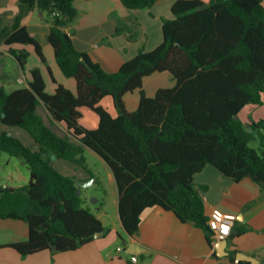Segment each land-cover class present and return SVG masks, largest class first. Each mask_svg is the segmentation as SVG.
Returning a JSON list of instances; mask_svg holds the SVG:
<instances>
[{
  "label": "trees",
  "instance_id": "1",
  "mask_svg": "<svg viewBox=\"0 0 264 264\" xmlns=\"http://www.w3.org/2000/svg\"><path fill=\"white\" fill-rule=\"evenodd\" d=\"M119 1L133 11L157 2ZM74 2L18 0L12 23L2 25L0 20V45L32 46L45 63L41 46L20 25L33 9L45 13L50 24L47 41L57 65L76 81L74 93L58 85L50 95L40 70L34 68L28 87L8 92L0 86V122L24 130L35 145L25 146L0 131V152L20 159L29 169L26 184L0 185V219L22 221L29 231L26 240L7 247L22 256L44 250L68 252L107 233L79 195L75 178L53 165V158L60 159L94 177L86 148L114 175L119 216L129 236L137 233L143 210L160 207L201 228L212 243L213 232L194 182L197 173L210 165L235 181L248 177L264 192V118H239L246 106L264 105L262 0H176L172 18L162 22L161 43L151 51L140 50L112 73L78 51L65 31L78 15ZM8 53L22 69L28 52L9 48ZM159 72H168L176 84L149 98L142 81ZM136 90L138 106L128 112L123 97ZM107 96L116 117L99 105ZM84 107L97 115V128L79 125ZM39 108L48 113L49 124ZM57 123L65 134L52 129ZM253 141L257 148L250 146Z\"/></svg>",
  "mask_w": 264,
  "mask_h": 264
},
{
  "label": "crops",
  "instance_id": "2",
  "mask_svg": "<svg viewBox=\"0 0 264 264\" xmlns=\"http://www.w3.org/2000/svg\"><path fill=\"white\" fill-rule=\"evenodd\" d=\"M175 1L157 0L151 8L133 11L125 8L119 0H88L87 4L95 3L80 12L77 8L78 0H75L74 6L79 16L66 26L65 31L78 51L86 53L104 71L116 72L124 62L132 59L140 50L148 52L161 43L162 22L172 18L171 8ZM201 1L208 3L210 0ZM262 2L264 5V0ZM97 3L95 7L94 4ZM110 7H116L120 14L113 16L109 13ZM17 12L18 0H0L2 25H10ZM82 14L86 18L81 17ZM20 25L25 27L29 35L41 46L45 63L41 61L32 46L1 44L0 64L4 67L5 62H8L7 58L10 57L14 70L18 73L15 83L9 87V92L28 87L31 80L30 71L38 68L47 94H53L58 85L74 93L76 81L65 77L57 65L53 47L47 41L50 24L46 14L33 9L22 18ZM9 48L25 49L28 52L22 69L16 59L8 53ZM8 77L1 76L0 86L5 88L4 84L11 82ZM175 84L176 81L168 72H159L143 79L142 90L147 97L151 98L157 90L170 89ZM107 97L110 101H106L104 97L99 105L112 117H116L117 111L113 100ZM123 100L128 112L135 111L139 103V91L125 94ZM255 108L257 107L253 105L246 106L239 113V118L242 112L250 113L247 115V121L249 118L254 120L264 118L262 110L256 117L251 116ZM261 108L264 109V107ZM81 114L82 120L79 123L83 128L89 130L97 128L98 120L92 117L85 107L81 108ZM240 119L246 122L242 117ZM55 126L64 131L62 125L57 123ZM7 133L14 136L15 132L12 129ZM20 137L28 146L35 148L30 136L28 139L20 134ZM89 154H94L103 164L104 178L88 163L87 155ZM84 155L94 177L80 167L60 159L53 158V165L64 175L74 177L75 181L94 179L91 185L100 187V194L91 199L93 206L86 205L87 198L83 200L102 225L108 229L107 233L95 236L91 242L68 252L44 250L22 256L13 248L2 247L0 248V264H264V192L250 178L235 181L223 176L210 165L205 166L194 177L207 217L213 208L236 216L231 234L226 239L227 246L223 250L220 248V241L213 238V242L210 243L207 234L201 228L180 221L173 212L160 207L143 210L137 233L129 236L124 231L120 220L118 189L113 173L107 163L89 148H86ZM22 179L28 181L29 177L23 176ZM96 180L101 185L96 184ZM5 186L16 187L7 184ZM88 187H79V195L81 196ZM240 229L244 232L235 234ZM0 232L5 234L2 236L3 239L6 238L5 242H0V245L24 241L29 233L26 223L10 219H0ZM6 233H8L7 236ZM117 247H122L120 253H115ZM225 252L228 254L225 255ZM133 256L136 257V262L131 261Z\"/></svg>",
  "mask_w": 264,
  "mask_h": 264
},
{
  "label": "rangeland",
  "instance_id": "3",
  "mask_svg": "<svg viewBox=\"0 0 264 264\" xmlns=\"http://www.w3.org/2000/svg\"><path fill=\"white\" fill-rule=\"evenodd\" d=\"M78 3L79 4H77V8H79V10L81 12L82 10L85 11V9L89 7V5H91L92 3H95V2H91L90 4H87L89 2L86 0H78ZM97 5H98V3L94 4L95 7ZM109 13H112L113 16L120 14L119 10L116 7H112V8L110 7ZM78 16H79V13H78L77 17ZM83 16L85 17L84 14H82L81 17H83ZM77 17H76V19H77ZM89 22H91L90 18H89ZM7 61L8 62H5L4 67H2L3 64H0V78L2 75H4V76L7 75V76H9L8 79H11L10 80L11 82L4 84L5 90L9 92V90H10L9 87H10V85L15 83L14 80L18 76V73L15 72V70H14L12 59L10 57H8ZM105 98H106V101H110V98H108V97H105ZM261 107H264V105L255 108V111L252 112L251 116L256 117L257 114L261 113V110L264 111V109ZM85 110L88 113H90V115L92 117H94L96 120H98L97 115L94 112H92L86 108H85ZM39 113L43 116L45 122L47 124H49L48 115H47L46 110L44 108H39ZM247 115H250V113L248 114V112H242V114H241L242 119L245 120L246 122H247ZM261 116H263V114ZM81 120H82V118H80L79 121H81ZM79 125H80V123H79ZM80 126H82V125H80ZM12 129H13V132H15L14 136H16L25 146H28L22 140V137H20V134H21L23 137L25 136L28 139H30V137L28 136V134L24 130H22L20 128L7 127L0 122V130L10 132V131H12ZM52 129L54 131H56L58 134H61V135L65 134V132L63 130L59 129L55 125L52 127ZM250 146L253 148H257L258 142L253 141L250 143ZM87 158H88V163H90V166L92 168L96 169L99 172V175L102 178H104L105 168H104L103 164L100 162V160L96 156H94V154L87 155ZM21 176L22 177L25 176L27 178L29 177L28 166L24 162H22L20 159L10 157L8 154H6L4 152H0V185L4 187L5 184H7L9 186H20V185L26 184L27 181H24ZM100 192H101L100 187L98 188V187H94V185H89V187L86 190H84L83 194H81V197L87 198V204H86L87 206H93V204L91 203V199L94 197H97L100 194ZM3 235H5V234L0 232V242H5V240H6V238L3 239V237H2ZM7 235H8V233H6V236ZM7 245H0L1 246L0 248L7 247Z\"/></svg>",
  "mask_w": 264,
  "mask_h": 264
},
{
  "label": "built area",
  "instance_id": "4",
  "mask_svg": "<svg viewBox=\"0 0 264 264\" xmlns=\"http://www.w3.org/2000/svg\"><path fill=\"white\" fill-rule=\"evenodd\" d=\"M235 220L236 216L234 214L225 213L218 208H213L210 211L207 224L213 232L214 239L217 241L227 239L231 234ZM121 251L122 247H117L115 253H120ZM131 261L136 262V257H131Z\"/></svg>",
  "mask_w": 264,
  "mask_h": 264
},
{
  "label": "water",
  "instance_id": "5",
  "mask_svg": "<svg viewBox=\"0 0 264 264\" xmlns=\"http://www.w3.org/2000/svg\"><path fill=\"white\" fill-rule=\"evenodd\" d=\"M247 132H252V129L248 127L247 128ZM93 182H94V179L91 178V179H89L87 181H75V185L77 187H86V186L91 185ZM96 236H98V234ZM226 246H227V240L226 239L225 240H221L220 241V248H223V250H224L226 248ZM216 248L218 249L219 247L217 246ZM227 254L228 253L225 252V255H227Z\"/></svg>",
  "mask_w": 264,
  "mask_h": 264
}]
</instances>
